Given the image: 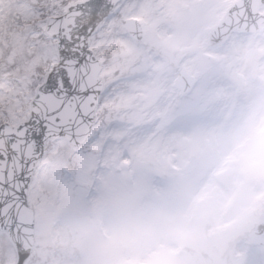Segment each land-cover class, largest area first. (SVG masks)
Segmentation results:
<instances>
[{
    "label": "rangeland",
    "instance_id": "obj_1",
    "mask_svg": "<svg viewBox=\"0 0 264 264\" xmlns=\"http://www.w3.org/2000/svg\"><path fill=\"white\" fill-rule=\"evenodd\" d=\"M163 1L121 0L105 22L95 195L73 219L36 229L29 264H252V250L264 251L244 224L264 217V141L255 136L264 124V27L212 44L237 0H166L160 10ZM142 15L140 44L122 22ZM182 71L198 82L191 94L175 86Z\"/></svg>",
    "mask_w": 264,
    "mask_h": 264
},
{
    "label": "snow or ice",
    "instance_id": "obj_2",
    "mask_svg": "<svg viewBox=\"0 0 264 264\" xmlns=\"http://www.w3.org/2000/svg\"><path fill=\"white\" fill-rule=\"evenodd\" d=\"M114 0H0V264L95 195L96 51ZM252 264H264L254 249Z\"/></svg>",
    "mask_w": 264,
    "mask_h": 264
},
{
    "label": "water",
    "instance_id": "obj_3",
    "mask_svg": "<svg viewBox=\"0 0 264 264\" xmlns=\"http://www.w3.org/2000/svg\"><path fill=\"white\" fill-rule=\"evenodd\" d=\"M260 19L261 17H258L255 13V9L245 10L244 8L240 7V5H237L234 10L231 12L229 18L213 33V38L217 37L218 39H214L215 42L222 39L229 31L233 29L235 26H243L250 29H255L257 27V21L255 19ZM138 37H140V34H137ZM212 38V40H213ZM97 64V73H96V83L95 87L98 89L99 92H101L102 89V81L98 78V73L100 71V64L96 60ZM191 86V80H189L186 83V87L184 88V91L187 90ZM183 91V92H184ZM29 242L32 247L33 244V234L29 237Z\"/></svg>",
    "mask_w": 264,
    "mask_h": 264
},
{
    "label": "clouds",
    "instance_id": "obj_4",
    "mask_svg": "<svg viewBox=\"0 0 264 264\" xmlns=\"http://www.w3.org/2000/svg\"><path fill=\"white\" fill-rule=\"evenodd\" d=\"M255 136L259 140L264 141V124H261L260 126H258V128L255 131Z\"/></svg>",
    "mask_w": 264,
    "mask_h": 264
}]
</instances>
